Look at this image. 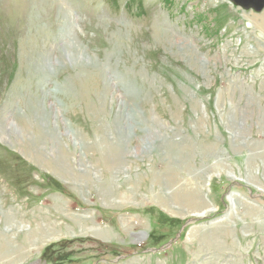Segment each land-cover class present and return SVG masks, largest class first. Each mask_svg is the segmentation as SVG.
<instances>
[{"label":"rangeland","instance_id":"374dc122","mask_svg":"<svg viewBox=\"0 0 264 264\" xmlns=\"http://www.w3.org/2000/svg\"><path fill=\"white\" fill-rule=\"evenodd\" d=\"M248 11L264 20L228 0H0V264H264Z\"/></svg>","mask_w":264,"mask_h":264},{"label":"bare ground","instance_id":"6f19581e","mask_svg":"<svg viewBox=\"0 0 264 264\" xmlns=\"http://www.w3.org/2000/svg\"><path fill=\"white\" fill-rule=\"evenodd\" d=\"M264 21V20H263ZM261 28H262V30H264V22L262 23V25H261ZM62 31H64V33H66L65 32V26L63 27V30ZM64 42V41H63ZM80 58H83V59H85L84 57H82V56H80ZM79 58V59H80ZM79 59H76L75 61H77V60H79ZM89 59V58H88ZM44 61V60H43ZM86 61V60H85ZM94 62V61H93ZM34 63H36V62H34ZM44 63V62H43ZM49 69V68H48ZM48 71V70H47ZM5 112H7V111H5ZM121 114V113H120ZM42 117V116H41ZM234 124V121H233V123L231 124V125H233ZM3 125V124H2ZM1 125V126H2ZM0 126V141H5V140H7V137H6V135L4 134V133H2L3 132V129H2V127ZM9 127H10V125H9ZM240 127V126H239ZM38 129H37V131H38V133L40 134V132H42V130H41V127H40V125H39V127H37ZM241 129V128H240ZM232 130V129H231ZM41 135V134H40ZM171 158V157H170ZM169 158V159H170ZM41 159V158H40ZM176 159V158H175ZM178 159V158H177ZM175 161V160H174ZM173 161V162H174ZM177 162V161H176ZM175 162V163H176ZM105 186L103 185L102 186V188H103V190L105 189L104 188ZM171 192V191H170ZM173 192H174V190H173ZM105 193V192H104ZM174 194H176L175 192L173 193V197L174 198H178V196H174ZM195 191H191L190 193H188L187 195H185L184 196V198H186L185 200H186V203L188 204V205H190V206H192V207H197V206H199L200 204H203L204 203V200L203 199H200V198H196L195 196ZM229 202L231 201V203H232V200H233V196H229ZM70 206V205H69ZM49 223V222H48ZM40 224V223H39ZM51 225V224H50ZM53 231V226L51 225V226H49V225H46V224H44L43 226L42 225H38L37 226V228H36V230H32V231H30L29 232V234H28V236L30 237V233L31 234H34L35 232H39V234L40 235H44V233L45 232H52ZM101 232V231H100ZM36 237V236H35ZM37 238H39V237H37ZM37 238H35L34 240L36 241L37 240ZM35 241H33V242H35ZM9 243L10 242H7V240H5V242H4V244L2 243L1 245H0V248L1 247H4L5 248V250H3L2 251V253H0V255L1 256H6L7 255V253L10 251V249L8 248V246H9Z\"/></svg>","mask_w":264,"mask_h":264},{"label":"water","instance_id":"95a60500","mask_svg":"<svg viewBox=\"0 0 264 264\" xmlns=\"http://www.w3.org/2000/svg\"><path fill=\"white\" fill-rule=\"evenodd\" d=\"M233 5L243 10L261 11L264 8V0H228Z\"/></svg>","mask_w":264,"mask_h":264},{"label":"crops","instance_id":"0c3cea01","mask_svg":"<svg viewBox=\"0 0 264 264\" xmlns=\"http://www.w3.org/2000/svg\"><path fill=\"white\" fill-rule=\"evenodd\" d=\"M264 9V8H263ZM247 13V15H246V17H248V19L250 20V22L251 23H253V24H255V26H256V23H258V22H263V17L262 18H260L261 17V15H258V13H255V14H257V15H255V14H253V13H250V11H248V12H246ZM248 23V22H247ZM261 23H260V25H261ZM247 26L248 25H251V24H246ZM260 25H257V27L259 26V27H261Z\"/></svg>","mask_w":264,"mask_h":264}]
</instances>
